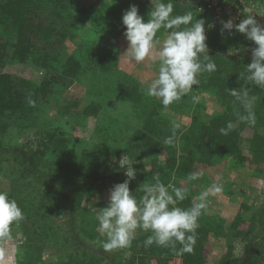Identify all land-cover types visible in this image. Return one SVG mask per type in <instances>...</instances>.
Wrapping results in <instances>:
<instances>
[{
    "label": "trees",
    "instance_id": "trees-1",
    "mask_svg": "<svg viewBox=\"0 0 264 264\" xmlns=\"http://www.w3.org/2000/svg\"><path fill=\"white\" fill-rule=\"evenodd\" d=\"M121 1L88 0L81 5L77 0H0V171L11 180L10 189L0 191L8 192L24 217L11 228L18 243L16 258L9 264H137L144 255L180 258L182 264H206L213 238L215 246L223 242L226 246L218 264L245 260L264 264V199L251 212L247 211L249 205L241 202L239 213L229 224L220 219L221 223L206 209L199 218L192 253L177 254L155 245L145 248L143 242L150 233L139 230L130 247L111 253L98 242L105 237L97 232L96 215L107 202L94 198L110 193L114 184L126 179L119 165L111 163L113 156L118 160L127 153L138 161L134 165L139 175L136 179L141 176L142 180L130 182L133 192L144 182L154 183L157 176L172 186L175 180L192 182L190 173L221 162L244 166L246 153L251 154L253 166L247 186L264 181V90L239 78V72L251 62L250 49L256 45L235 29L221 35V20L232 19L238 24L250 15L246 4L253 6L252 16L264 25V0H173V15L192 11L197 19L206 21L208 54L217 70L201 75L193 90L215 98L218 108L205 114L198 105L191 107L186 95L165 108L145 95L139 79L127 68L120 67L126 65L118 46L126 30ZM136 6L147 20L149 0H137ZM84 22L90 25L86 35ZM163 35L160 31L157 38ZM68 41L76 43L75 47L70 48ZM10 63L36 66L43 76L37 80L13 73L7 70ZM77 85L86 89L83 96L74 100L61 97ZM239 87H250L258 98L254 126L237 119L236 113L242 109L233 103L227 89ZM97 88L102 94L94 93ZM29 97L36 102L35 107L28 105ZM112 103L118 112L127 109L133 117L129 122L131 140L122 146L123 132L113 136V125L111 129L98 127L101 141L91 146L75 143L65 126H71L78 116L97 117ZM50 104L58 108L57 125L42 128L38 113L41 106ZM178 114L189 115L190 123L181 124L174 145H165ZM229 121L234 129L228 135L221 134L219 129ZM30 132L32 140L18 143V137ZM207 176L201 174L194 181L204 185ZM187 193L188 198L178 206L191 205L195 190ZM134 194L138 199L143 195ZM85 198L94 209L82 207ZM246 213L247 219L243 218ZM62 218V223H57ZM236 242L243 245L240 257L234 254ZM49 250L55 253L48 256Z\"/></svg>",
    "mask_w": 264,
    "mask_h": 264
},
{
    "label": "clouds",
    "instance_id": "clouds-1",
    "mask_svg": "<svg viewBox=\"0 0 264 264\" xmlns=\"http://www.w3.org/2000/svg\"><path fill=\"white\" fill-rule=\"evenodd\" d=\"M149 3L147 20L139 14L135 4L130 5L122 15V25L126 29L123 35L128 42L123 56L134 64L149 58L153 61L157 75L147 84L145 94L167 108L191 92L194 85H199L201 75L215 72L217 65L208 54L204 19H197L192 11L173 15V0H149ZM221 24V35L235 29L256 45L250 49L251 62L239 72V78L246 85L264 90V25L252 15L238 24H234L232 19L221 20ZM162 29L166 36L160 40L157 33ZM227 91L234 98L233 103L239 104L242 109L236 113L238 121L254 126L258 98L251 94V88L239 87ZM27 103L31 107L36 104L30 97ZM180 129L181 124L173 122L171 135L165 138L164 144L174 145ZM233 129L234 124L229 121L219 131L228 135ZM111 163L119 165L126 179L112 186L107 205L99 208L96 215L97 232L105 237L98 241L104 251L111 253L130 247L139 230L150 233L143 242L145 248L155 245L177 254L192 253L197 241L199 218L207 209L208 197L220 193L222 186L214 183L193 197L189 207H180L178 205L188 198L187 189L166 186L157 176L154 183L140 184L136 192L143 195L138 199L134 194L136 192L130 190V182L137 176L134 165L138 161L124 153L118 160L113 156ZM200 175L190 173L188 179L194 181ZM23 218L17 202L9 197L8 192L0 191V241L11 239L12 226ZM177 245L180 247L177 248ZM3 256L4 250L0 248V260Z\"/></svg>",
    "mask_w": 264,
    "mask_h": 264
},
{
    "label": "rangeland",
    "instance_id": "rangeland-1",
    "mask_svg": "<svg viewBox=\"0 0 264 264\" xmlns=\"http://www.w3.org/2000/svg\"><path fill=\"white\" fill-rule=\"evenodd\" d=\"M77 1H79L81 5H84L85 3L88 2V0H77ZM127 3L124 2L123 0L121 1V3H119L120 8L122 9L123 12L129 9L130 5L132 4L136 5L137 0H132V2L128 0ZM246 5H247L246 9H248L249 11L248 13L250 15H253L254 14L253 6L252 5L249 6L248 4ZM118 15L119 14L117 13V16ZM118 17L120 18V16ZM215 22H216V18H215ZM84 23L85 24L82 30L84 32L83 34L86 35L88 30L90 29V25H88V23L86 22ZM163 33L164 32L161 30L162 35ZM164 38H165V34L162 36V38H160V40H163ZM68 44L70 48L72 47L74 48L76 45V43L73 44L71 41H68ZM118 46L121 51V57H125L123 58L124 59L123 61L126 64V65L123 64L120 67L122 69L127 68V70L130 71L128 73L133 74L137 79H139L140 88L145 93L147 84L150 82L151 79L155 78V76L157 75L156 65H154L153 61L150 58L146 59L144 62H141L139 64L130 63L128 57L123 56L128 48V42L124 36L118 39ZM7 70L16 74L26 75L29 78L34 77L37 80L40 79L39 78L40 76H43V71L39 70L36 66H31V65L10 63L7 66ZM98 88L95 89L94 93L97 92L102 94ZM85 91L86 89H84L83 86L77 85L71 87L68 91L63 93L61 97L65 100H70V99L74 100V99H78V97L83 96ZM59 94L60 92H57L56 96L58 97ZM186 96L190 98L188 100L190 106L193 108L199 106L198 108L200 109L202 114L211 113V112L213 113L215 112L214 110L218 108L217 100L215 98L213 99L208 94L204 95L200 90L192 89V91L186 94ZM57 110L58 108L52 104L41 106L40 113H38L39 125L42 128L57 125V116H56ZM127 112H128L127 109H121V112L120 111L118 112L116 108V104L112 103L109 105V107L106 110L100 111L97 117L78 116L76 120L73 119V123L71 126L68 127L66 125L65 128L69 130L70 135L74 138L75 143L77 144L81 143L80 146L84 147V146H91L92 144L101 141V139L99 138V135L101 133L98 131L99 130L98 127L102 126V127H106L107 129H111L110 128L111 126L116 125L113 136L114 135L116 136V134H118L119 131H122L123 133H120L121 136L124 137V142L122 146H125L127 142L131 140L132 126H129L130 125L129 122L133 120V117L128 116ZM174 119L176 120V122L180 124L188 125L190 123L189 115L178 114L175 116ZM32 133L33 132L26 133L23 136L18 137L17 140L18 143H23L28 140H32L33 138ZM245 133L248 134L249 130L246 129ZM7 139L9 140V138ZM246 157H247V161L244 166H234L229 162L228 163L221 162L214 168L205 169V170L204 168L200 169L199 171L200 174L203 175L204 173H207L208 175L207 176L208 182H206L204 185H201L200 182L198 181H192V182H188L187 184H184L178 180H175L172 183V186L175 187L183 186L185 189H187V192L195 190V195L197 196L201 192L207 190L212 184L214 183L220 184L223 190L220 193L211 194L208 197L207 210L210 213L209 215H215V217L219 218V221L223 220L224 223L229 224L234 218V215L239 213L241 209L240 208L241 202H245L246 205H249V209L247 211L251 212L254 210V208L258 206V203H260V201H263L264 199L263 180H258L257 182L252 183L251 186H247V182H248L247 178L253 172V166L251 165L250 162L251 154L246 153ZM180 160L182 161L183 158L180 157ZM147 167H149V165ZM141 180L142 178L140 176V179H135L133 181L138 182ZM10 186H11V180L5 177L0 171V190L10 189ZM109 195L110 193H103L101 196L96 195L94 199L97 200L99 197H101L100 199L106 203L108 202ZM81 205L82 207L90 208V209H92L94 206L93 203L88 198H85ZM247 217H248L247 213L243 215V218L247 219ZM63 220H64L63 218L57 219V223H62ZM215 240L216 239L213 238L209 246L211 250L210 253L213 254L210 255L209 253L208 263H211L214 260V258L217 257L221 259L226 252L225 243L223 242L222 244L215 246L216 243ZM17 243L18 240L13 232L11 239L0 241V248L4 250V256L3 259L0 260V264H9L8 261H12L16 258L15 252L17 250ZM235 247L236 248L234 254L236 257H240L243 253V249H242L243 245L236 242ZM52 253L55 252L53 250H49V253L47 255L51 256ZM145 257H147V255H145ZM212 258L213 260L211 261ZM151 264H156V263L152 262ZM241 264H248V262L245 260Z\"/></svg>",
    "mask_w": 264,
    "mask_h": 264
},
{
    "label": "crops",
    "instance_id": "crops-1",
    "mask_svg": "<svg viewBox=\"0 0 264 264\" xmlns=\"http://www.w3.org/2000/svg\"><path fill=\"white\" fill-rule=\"evenodd\" d=\"M210 244H211V241H210ZM210 244H209V246H210ZM210 251H211L210 247H208V251H207V255H206V264H218V262L220 260L218 257L214 258V260L212 258L211 261L212 260L213 261L211 263H208V259H209L208 256H209ZM211 254H213V253H210V255ZM152 262H154L156 264H182V260L180 258H164V257H156V256H148V255H147V257H145V255L140 257L137 261V264H141V263L142 264H146V263L151 264Z\"/></svg>",
    "mask_w": 264,
    "mask_h": 264
}]
</instances>
